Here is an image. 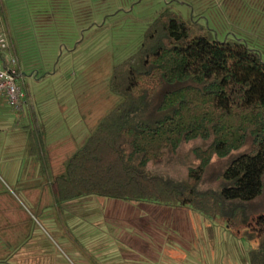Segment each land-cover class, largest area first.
I'll list each match as a JSON object with an SVG mask.
<instances>
[{
    "label": "trees",
    "instance_id": "16d2710c",
    "mask_svg": "<svg viewBox=\"0 0 264 264\" xmlns=\"http://www.w3.org/2000/svg\"><path fill=\"white\" fill-rule=\"evenodd\" d=\"M6 3L17 4L0 0V38L6 42L0 61L13 58L19 74H32L20 67L23 39L16 42L11 34ZM152 19L136 51L111 69L108 90L115 107L64 159L62 171L50 168L44 127L29 125L26 161L38 168V178L25 186L45 180L57 206L96 197L189 208L234 237L255 242L249 264H264V208L257 204L264 196V57L246 40H219L169 6ZM194 140L206 145L193 152L196 167L183 177L161 170ZM213 158L228 159V166L217 176L218 187H203ZM7 204L0 199V264H10L23 247V229L11 222L15 211Z\"/></svg>",
    "mask_w": 264,
    "mask_h": 264
},
{
    "label": "rangeland",
    "instance_id": "374dc122",
    "mask_svg": "<svg viewBox=\"0 0 264 264\" xmlns=\"http://www.w3.org/2000/svg\"><path fill=\"white\" fill-rule=\"evenodd\" d=\"M11 1L17 4L8 6L6 3L4 18L9 22L13 38L16 42L23 39L24 51L31 49L29 60L34 65L39 63L37 53L41 52L47 60L44 72L57 75L39 86L19 79L17 84L23 92L24 103L18 112L0 97L3 120L8 119V126L11 121L15 123L6 129L8 134L5 136L14 140L9 139L7 144L3 140L0 144V199L15 211L10 217L11 222L16 228L23 229L24 234L20 240L23 247L10 264H249L248 252L255 247V242L234 237L223 225L210 224L195 215L189 221V244L187 246L185 240L184 245V255H188L189 260L158 263L150 255H135L136 248L132 245L120 249L127 253L126 261L106 263L98 260L86 245L85 238L92 234L83 230L89 228L87 219L73 225L81 214L67 210L65 205L57 206L45 180L33 187L25 186L38 178V168L26 161L25 140L29 128L26 119L40 106L37 102H41L43 109L81 111L88 120V131L95 128L116 105V97L108 90L112 67L136 51L154 13L164 6L209 27L219 40H246L264 57V0H95L94 6L81 4L74 7L73 14L70 0ZM158 100L159 97L153 101V109ZM46 129L43 135L45 148L51 155L50 168L58 173L63 170L64 159L81 144H75L78 139L73 132L76 130L72 134L65 131L55 143L52 139L58 135L49 127ZM249 147L248 143L243 151H249ZM198 148H206L205 143L194 140L182 144L170 162L161 165V170L183 177L198 164L193 156ZM227 164L228 159L213 158L202 186L218 187L217 176ZM257 204L264 208V196ZM133 242L134 238H128V244Z\"/></svg>",
    "mask_w": 264,
    "mask_h": 264
},
{
    "label": "crops",
    "instance_id": "0c3cea01",
    "mask_svg": "<svg viewBox=\"0 0 264 264\" xmlns=\"http://www.w3.org/2000/svg\"><path fill=\"white\" fill-rule=\"evenodd\" d=\"M70 1L69 4L73 9L72 14L74 12V7H78L81 4L89 7L95 4V0ZM182 5L185 4L182 3ZM37 49L36 47V51ZM30 50H23L25 58H23L21 63L22 68L31 70L32 74H25L24 76L20 74V79H26L29 85L33 84L34 86H39V84H42L46 79L55 78L57 74L54 72L45 71L47 74L42 77L38 72H35V69H40L44 72L47 60L41 55V52H38L37 54L38 56L40 55V60L38 64L34 65L31 59L29 60L32 55ZM69 52L72 51H68V53ZM37 103L40 104V106L37 107L34 113L32 112L29 114L26 119L28 120V125L35 127L36 124H41L44 129L49 127L55 132L56 136L58 135L57 138L54 137L52 139L55 143L59 141L58 139H60V137L64 136L65 131L72 134V131L76 130L73 132L77 134L78 139L75 144L82 145L90 131H88V120L84 119L85 115L83 116L81 111L74 110L62 112L59 109H43L44 105L41 102ZM3 115L0 103V144L3 143V140H6L7 144L9 139L14 140V138H5L8 134L6 129L9 126L12 128L13 125L15 126V123L11 121L9 126L6 125L8 119L4 121ZM39 119H42V122L39 121ZM11 131L12 130H10V132ZM20 140H22V138H20ZM65 206H67V210L71 209L77 214H81V217L75 219L77 223L73 225L77 226L79 221L87 219L89 228L83 230H89V233L91 232L92 234H89V236L85 238L87 240L86 245L90 246V249H92L93 254L97 256L98 260L106 263L112 261H126L127 259L125 257L127 253L122 252L120 249L122 247L130 248L131 245L134 246L133 248H136L135 255H150L153 257L152 259L158 261V263L159 261L163 263H173V261L176 260L183 262L186 259L189 260V256L186 254L184 255V253H186L184 245L187 243L188 246L191 235L189 221H191L194 215L199 219L202 218L189 208L168 207L148 203H128L96 197L72 201ZM80 235L83 236L84 233L80 232ZM130 237L134 238V242L128 244V238ZM185 240H187L186 243ZM175 247L177 250H175ZM97 249H99L98 253Z\"/></svg>",
    "mask_w": 264,
    "mask_h": 264
},
{
    "label": "built area",
    "instance_id": "2783aa9c",
    "mask_svg": "<svg viewBox=\"0 0 264 264\" xmlns=\"http://www.w3.org/2000/svg\"><path fill=\"white\" fill-rule=\"evenodd\" d=\"M1 50L6 49V42L0 38ZM17 62L13 58L7 61H0V95L7 99V104L16 112L21 110L24 95L19 88L17 81L20 74L16 70Z\"/></svg>",
    "mask_w": 264,
    "mask_h": 264
}]
</instances>
